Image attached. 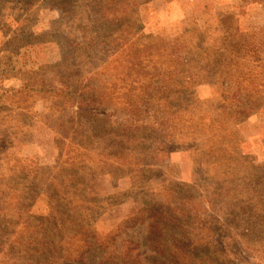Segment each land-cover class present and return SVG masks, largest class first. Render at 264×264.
Returning <instances> with one entry per match:
<instances>
[{"label": "rangeland", "instance_id": "obj_1", "mask_svg": "<svg viewBox=\"0 0 264 264\" xmlns=\"http://www.w3.org/2000/svg\"><path fill=\"white\" fill-rule=\"evenodd\" d=\"M102 5L103 0H0V93H7L0 110V264L27 262L25 244L15 241L30 240V250L43 239L42 230L60 223L48 218L54 205L29 189L53 186L61 169L65 182L71 169L86 174L93 199L82 225L89 224L95 240L104 244L90 249L86 262L67 264L116 260L129 248L133 231L141 229L140 218L172 211L170 205L178 201L185 204L203 179L202 194L224 217L235 204L238 219L263 225L248 237H264V104L254 103L253 113L240 119L231 101H223L221 84L211 81L170 97L165 108L152 64L151 74H115L117 64L111 62L120 52L109 45L113 30L97 23ZM139 18V33L145 36L172 38L186 26L196 27L207 47L221 43L229 30L264 29V7L248 0H149L139 7ZM244 70L264 74V62H246ZM63 78L71 80L68 89L60 85ZM43 84L45 92L36 91ZM249 89L262 91L264 83L255 79ZM75 90L112 95V105L53 107L61 91ZM17 188L25 189L24 202L12 198L9 191ZM68 213L62 219L69 228ZM137 217L139 222L123 226ZM212 217L210 211L201 219ZM215 230L206 237H212L211 251L223 250L216 264H239L245 257L239 250L243 230L235 225L229 233L221 225ZM229 236L237 237L235 245L228 243ZM251 248L250 264H264V248Z\"/></svg>", "mask_w": 264, "mask_h": 264}, {"label": "trees", "instance_id": "obj_2", "mask_svg": "<svg viewBox=\"0 0 264 264\" xmlns=\"http://www.w3.org/2000/svg\"><path fill=\"white\" fill-rule=\"evenodd\" d=\"M148 1L103 0L97 23L98 25L108 24L114 32L109 45L114 47L116 54L120 52L119 56H116L111 62V64H117L114 67L115 74H151L149 66L152 64L153 71L158 74L161 82L162 97L160 102H163L165 108L170 105V97L179 96L189 88L211 81L221 84L223 101H231L235 106V115H238L240 119L253 113L255 110L253 107L256 104H264V90L252 92V89H249L255 79L262 80L264 83V74H252V71L249 74L244 73L246 62L258 64L264 62V55L261 51L264 48V29L247 33L237 29L229 30V34H226V37L224 35L221 43L212 47H207L201 31L196 27L189 31L186 26L183 34L172 38L145 36L139 33V7ZM248 1L261 4L264 7V0ZM120 58L123 59L120 60ZM60 85L68 89L71 86V80L63 78L60 80ZM44 87L43 84L36 91L45 92ZM15 92L19 93V91ZM6 95L5 92L0 95V110L4 103L1 98ZM56 96L59 102L55 101L53 104L55 108H58L57 105L60 104L66 108L69 106L81 108L87 106L84 103L99 102L101 104L104 101L106 104L112 105L110 102L112 95L102 93L95 97L93 94L75 90L70 93L61 91ZM62 100L65 102H60ZM254 103L256 104L254 105ZM173 108L171 105V109ZM159 128L163 132L167 129L164 125ZM64 173V169H61L56 175V183L44 191L38 188L29 189L34 193L36 191L35 195L44 196L49 204L54 205L50 208L48 218H51V221L57 219H61V221L52 223L56 225L55 227L50 224L46 230H42L43 239L30 250L29 245L32 243L30 240L15 241L17 246L22 243L26 246L24 255L28 261L23 264L84 263L90 249L94 247L102 249L104 245L95 240V235L91 234L88 229L89 224L86 225V228L82 225L88 219V213L91 211L89 205L92 204L93 199L89 197L91 193L85 185L86 174L71 169L67 171L71 180L65 182L64 178L60 180ZM87 174L89 173L87 172ZM203 176L206 177V174L203 173ZM204 184V179L201 184H194L198 190L190 195L188 201L192 200L193 203L189 204L186 209L185 205L188 201L185 204L178 201L173 206L169 204L174 207L172 211L167 208L166 212L156 210L148 213L146 219L142 220H140V213L139 221L142 224L139 226L141 229L133 231L135 237L127 241L129 244L131 243L127 244L129 248L125 247L123 252L120 251L119 258L116 260H108L104 264H216L220 259L217 253H222L223 250H217L216 246V250L212 249L211 251V246L214 245L211 241L212 237L207 238L206 235L208 233L212 236L215 235V228L220 225L228 233L233 225L235 228L243 230L244 238L241 239L243 246L239 250L245 254V257H240L238 262L239 264H250L249 259L255 255L252 253L251 247L255 248V251H261L264 248V237L253 240L248 236L252 232L254 233L257 226L263 229V225L257 222L253 223L249 218L238 219L239 215L235 212V204L230 205L231 216L224 217L219 206L211 202L210 198L204 197V193L202 194ZM9 192L13 193L11 194L12 198L17 196L19 202H24V198L27 196L25 189L17 188ZM226 193H232L230 188H227ZM106 194L109 193L106 192ZM5 195L10 198L7 192ZM83 206L86 207L83 209ZM19 208H23V206ZM66 210L69 211L68 216L72 217L69 228L66 227V223H63L64 219H62ZM210 211L214 213L211 220L209 218L201 219L203 214ZM1 213H5L3 209H1ZM218 217L220 220L217 219ZM137 219L138 217L133 218L123 226L139 222ZM221 219H224L222 223ZM39 220L42 221V219ZM147 220L149 221L147 222ZM55 228H59V230L56 231ZM71 231H75V233L70 236ZM31 233L36 235L38 232L32 230ZM20 236L19 233L17 238ZM142 238L144 241L140 240ZM236 238L229 236L228 243L235 245ZM28 251H32L33 254L29 255ZM204 252L205 254H202ZM209 256H215L216 259L204 261Z\"/></svg>", "mask_w": 264, "mask_h": 264}]
</instances>
